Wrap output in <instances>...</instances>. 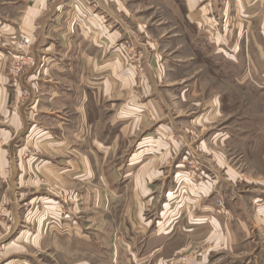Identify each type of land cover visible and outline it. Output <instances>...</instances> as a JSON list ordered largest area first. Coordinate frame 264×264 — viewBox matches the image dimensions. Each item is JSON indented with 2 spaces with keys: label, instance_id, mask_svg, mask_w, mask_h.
Returning a JSON list of instances; mask_svg holds the SVG:
<instances>
[{
  "label": "rangeland",
  "instance_id": "obj_1",
  "mask_svg": "<svg viewBox=\"0 0 264 264\" xmlns=\"http://www.w3.org/2000/svg\"><path fill=\"white\" fill-rule=\"evenodd\" d=\"M37 1L0 0V264H193L207 249L204 237H180L164 253L152 252L147 231L134 230L132 193L151 158L161 175L152 184L160 183L157 191H178L180 172L190 194L215 153L229 158L237 176L225 188L230 196L220 176L217 206L227 217L233 209L246 225L230 257L264 264L262 203L250 197L264 190L252 180L264 174L245 149L264 146V0H98L95 13L113 29V15L123 19L115 53L108 54L112 68L102 76L121 77L125 88L133 82L135 111L125 119L135 121V135L116 134L110 112L96 118L101 126L91 132L66 128L69 114L50 100L51 86L36 85L52 75L41 63L63 55L59 45L49 48L57 41L47 33L52 17L33 21ZM82 10L71 5L63 14L81 19ZM145 138L151 150L135 166ZM164 153L175 160L163 162ZM165 202L159 195L145 205L143 223L157 224Z\"/></svg>",
  "mask_w": 264,
  "mask_h": 264
},
{
  "label": "crops",
  "instance_id": "obj_2",
  "mask_svg": "<svg viewBox=\"0 0 264 264\" xmlns=\"http://www.w3.org/2000/svg\"><path fill=\"white\" fill-rule=\"evenodd\" d=\"M86 1L89 0H84V4L76 0H41L37 1L34 5V22L44 21L47 16L52 17L50 21L52 23L49 24L47 33L53 36L58 42L51 41L49 48L59 45V49H62L63 52L62 57L58 56L56 58H51L49 62L41 63L42 70H48L52 72V75L50 80L47 79L49 81L35 79L38 80V83L36 81V85L51 86V91H49L51 92L50 100L54 106H56L55 103H58L57 107L62 108V110L66 109L69 116L67 117L68 123H66L65 126L68 129L73 127V132H75V129H78V131H88L92 129L94 125L95 127L97 125L101 126L100 120L106 117L107 112H110V114H112L109 126L115 128L116 134H121L124 132V129H127L128 132L131 131V134L135 135V121L125 119L128 117L125 113L135 111V94L131 93L134 86L133 82H127L129 87L125 88L124 82L121 81V77L119 79L118 77H107L108 75L102 76V72L110 68L109 64H111L110 61L112 58H110L109 61L108 54L115 53L113 47L116 40L121 38L123 34V32H121V29L124 28L122 25L123 19L113 15L115 17H112L117 24L116 28L113 29V25L106 23L107 16L104 17L95 13L97 6H99L102 1L90 0L89 7ZM76 4L82 6V11L85 12V15H83L81 19L78 15H74V13H68L67 15L63 14L64 9H69L71 5ZM116 6H120V9H122V4L118 1H116ZM50 9H52L54 13L45 15ZM111 12L114 14L112 10ZM104 59L106 60L104 64H102ZM150 66L153 69L152 65ZM93 71L101 76L98 78L93 77ZM30 86L29 93H31L32 96L33 90ZM117 86L119 89L116 88ZM125 89L130 92H125ZM38 101L39 100H36L35 103L37 104ZM96 118L100 119L98 123H95ZM120 124L121 128L119 129ZM147 140L148 139L145 138L136 148L139 152L133 157L135 166L140 165L142 162L144 163V159H141L143 158L141 156L146 155V152L151 150L152 146L150 144V146L145 145L150 143ZM222 142L224 143L226 141L223 140ZM218 143L222 144L218 141L213 142L212 145L214 146ZM228 145L230 146L231 144L228 142ZM117 146L118 145H116V148ZM246 146L247 145H245V147ZM245 149L250 150V156H253L259 163H257V169H259L257 172L264 174V146L252 145ZM164 155L166 156V153H164ZM212 156V160H206L211 169L202 170V182L197 186L191 184L192 187L190 188L192 191L190 194L185 190V185L190 182L186 178V175H180V172H176L174 177V183H177V181L181 182L178 191H176V189L172 191L169 186L167 189L165 188L163 190V193L157 191V187L160 183L156 186L152 184L154 182H159L157 178H160L161 175L156 172L157 167L155 161L151 158H145L147 159V163L145 162L144 165H150L151 167V159L155 166L153 169L148 167L147 174H144V179L135 180L136 183H141H138L141 186L137 185L138 188L136 190L133 189L132 193L138 203L136 213L133 211L138 225L134 227V230L137 234L145 232V230L147 231V248H150L152 252L158 254H161V252L164 253L166 247L178 242L180 237L197 238L201 235L200 238L204 237L203 239L206 243V245L203 243V247L207 246V249H204L205 251H203V253H200L198 257L193 259V264H245L246 261L249 260L250 257L236 258V255L230 257V254L235 253L234 248L238 245V231L245 230V223L237 220V217H233V214H235L233 209L230 208L232 216L227 217L223 214L225 210L217 206V201L221 197V192L219 191L220 187L218 185L220 176H222L221 180L224 185H221L223 186L221 191L224 195L230 196L225 188L227 186L229 187V185L234 183L235 179H237L235 170L230 166L229 158L226 159L222 153H215L212 154ZM169 157L170 154L163 158V162L170 160L171 157ZM244 158H246V156ZM171 159L173 161L175 160L173 158ZM181 164L182 163H180V165ZM252 180L264 183V178H255ZM159 195L160 197L163 195L166 200L161 213L162 219H160L157 224H155L153 220L143 223L142 214L146 209L145 205L149 207L156 196ZM145 197H148V201L144 203V201L140 199ZM250 197L253 203H262L260 204L262 207H258L257 211L259 212V210H261V213L264 215V190L256 191L253 193V196ZM192 198H195V200ZM188 205H193V207L190 209ZM259 221L260 223L257 226L264 232V217H260ZM257 226H255V228ZM197 240L195 243L198 246L202 242H199L201 239ZM242 240L245 241L244 239ZM222 244H224V248ZM262 245L264 246V243H262ZM241 251L246 250L241 249ZM259 251V254L263 253L261 250ZM248 262L246 264H248Z\"/></svg>",
  "mask_w": 264,
  "mask_h": 264
},
{
  "label": "built area",
  "instance_id": "obj_3",
  "mask_svg": "<svg viewBox=\"0 0 264 264\" xmlns=\"http://www.w3.org/2000/svg\"><path fill=\"white\" fill-rule=\"evenodd\" d=\"M219 206H222V203H220V205Z\"/></svg>",
  "mask_w": 264,
  "mask_h": 264
}]
</instances>
